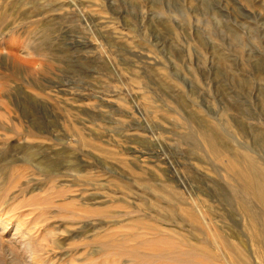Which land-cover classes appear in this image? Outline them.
I'll list each match as a JSON object with an SVG mask.
<instances>
[{
  "label": "rangeland",
  "instance_id": "374dc122",
  "mask_svg": "<svg viewBox=\"0 0 264 264\" xmlns=\"http://www.w3.org/2000/svg\"><path fill=\"white\" fill-rule=\"evenodd\" d=\"M212 143L264 180V0H0V217L46 263L264 264Z\"/></svg>",
  "mask_w": 264,
  "mask_h": 264
},
{
  "label": "bare ground",
  "instance_id": "6f19581e",
  "mask_svg": "<svg viewBox=\"0 0 264 264\" xmlns=\"http://www.w3.org/2000/svg\"><path fill=\"white\" fill-rule=\"evenodd\" d=\"M31 136L36 139L43 138L39 134H32ZM210 149L214 156H216L218 159H221L223 157L226 158V165L228 167H233L235 171H238L239 176L242 179L244 189L250 194L254 195L262 204H264V180L260 179L256 175L252 167L249 165H243L235 157H233V155H230L228 151L217 148L214 143H212V145L210 144ZM37 163L39 164L40 161H38ZM6 165L7 167L12 166L13 162L6 163ZM41 172L42 170L38 169L36 170L34 175L39 174ZM43 173L48 175L52 174L53 171H43ZM33 182V179H29L26 183L30 185L31 183L33 184ZM35 186L36 185L31 187V190H35ZM155 190L163 195L170 196V193L165 191L162 187H155ZM38 200L39 198L35 196L31 197L28 202L29 204L38 205ZM178 209L182 210V206H178ZM2 211L3 209L2 207H0V214H2ZM29 216L30 215H24L23 219L25 222L23 221L21 225H11L10 222L6 220V217H0V254L3 256V262H5V264H52L50 263V261L46 263L47 261L44 260V258L47 257L48 252L43 250L42 243L39 239L40 237L42 238V236H44L43 234L45 233V230L42 231V227H40L41 220H39V218H35L34 216L32 218ZM247 228L253 236L254 240H256L259 235V229L249 224H247ZM10 231L13 232L10 234ZM158 233H160L159 235L164 236L163 233ZM47 235L51 237L53 236L52 239L59 238V235L58 233H56V231H47L45 236ZM63 239L64 238L61 237V240ZM149 242L150 241L145 240L143 243L149 245ZM52 243L57 244L58 242L52 240ZM218 245L224 248L228 252L229 256L233 258H237V255H239V253L241 252L240 247H238L240 245L235 246L236 248L233 249V246L228 241V239H220ZM185 247L189 251H192L195 248V246L189 242H187V245ZM255 249V253L260 256V258H264V249L260 248L257 243L255 244ZM128 253L129 255H134L136 254V250L133 248L129 250Z\"/></svg>",
  "mask_w": 264,
  "mask_h": 264
}]
</instances>
